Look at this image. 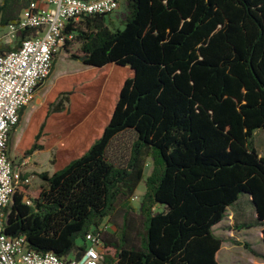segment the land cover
Segmentation results:
<instances>
[{
    "label": "trees",
    "instance_id": "obj_1",
    "mask_svg": "<svg viewBox=\"0 0 264 264\" xmlns=\"http://www.w3.org/2000/svg\"><path fill=\"white\" fill-rule=\"evenodd\" d=\"M31 1L2 0L0 28ZM125 4L122 28L112 27L111 14L66 26L74 38L63 48L77 41L80 55L72 57L89 67L73 83L100 91L114 82L117 93L107 104L98 96L74 99L73 88L56 83L18 146L21 160L45 150L59 120L54 170L38 175L36 198L26 200L28 185L15 191L4 209L5 234L24 236L38 253L69 258L83 251L88 233H100L101 264H218L223 239L214 227L247 196L256 219L236 227H262L264 243V155L254 145V133L264 130V0ZM128 130L136 139L121 167L108 149ZM147 159L152 169L145 178ZM144 179L137 217L132 199ZM117 213L116 231L99 232Z\"/></svg>",
    "mask_w": 264,
    "mask_h": 264
},
{
    "label": "built area",
    "instance_id": "obj_2",
    "mask_svg": "<svg viewBox=\"0 0 264 264\" xmlns=\"http://www.w3.org/2000/svg\"><path fill=\"white\" fill-rule=\"evenodd\" d=\"M119 1L32 0L0 36V264H101L104 249L100 233H88L83 251L69 258L38 253L28 248L24 236L5 234L4 209L15 191L30 182L22 172L27 160L14 167L8 142L20 111L49 76L58 49L73 40V33L64 32L66 26L87 15L112 14ZM25 30L35 31L36 36L22 38L20 32ZM108 229V224H102L99 232Z\"/></svg>",
    "mask_w": 264,
    "mask_h": 264
},
{
    "label": "rangeland",
    "instance_id": "obj_3",
    "mask_svg": "<svg viewBox=\"0 0 264 264\" xmlns=\"http://www.w3.org/2000/svg\"><path fill=\"white\" fill-rule=\"evenodd\" d=\"M2 0H0V3ZM122 7L119 13L113 12L112 14H118L120 19L112 24V27L121 26V21L123 15L126 12L125 0H121ZM118 10V8L116 9ZM6 33V28H0V36ZM79 46L77 41H74L69 45L68 50L60 47L57 51V56L55 59L54 70L47 78L46 82L40 89L35 93L32 101L28 104L24 110L21 121L19 122L17 128L14 130L11 138V147L9 150L11 160L14 167H18L21 163V157L24 148L19 151V142L22 139L23 133L27 128L30 118L45 107L47 97L51 90L55 87L56 83L61 80L66 89H74L75 97L86 96L88 99L99 97L103 99L104 103L107 104L108 101L112 102L117 93V84L110 82L104 86L100 91H94L93 88L86 87L84 91L78 89V85L73 83L70 79L78 74L85 73L89 71V67L83 65L80 60L73 58L72 55L79 56ZM70 79V80H69ZM87 81L85 83H88ZM89 85V84H85ZM90 97V98H89ZM87 101V100H86ZM89 101V100H88ZM75 103L72 104V109H70L69 114L75 110ZM51 138H54V142L43 151H36L26 158L27 163L22 172L26 173L29 177L30 182L28 188L26 189V200L36 198L39 195L41 187L43 185L42 180L39 178V174L43 172H48L52 174L54 170V162L56 161V154L58 147L61 145L59 139L62 138V130L59 127V120L54 123L50 128ZM136 139V135L133 131L128 130L119 135H117L111 142L108 149L109 160L117 166H125L130 154L132 143ZM57 140V141H56ZM254 145L261 154L264 155V130H257L254 133ZM18 149V150H17ZM152 169V161L147 159L145 165V178L149 175ZM145 192V179L138 186L136 193L132 199V205L136 208V216L138 217L140 203ZM122 201H119L118 208H120ZM122 222L121 215H117L109 220V226L115 232L117 225ZM103 224L107 225V220H104ZM215 234L223 239V244L218 255L219 264H264V245L261 237V227L254 226L253 228L238 229L237 227H232L229 219L225 220V224L215 228ZM79 240L78 243H81ZM248 246V249L246 248ZM113 250L109 251V254H113Z\"/></svg>",
    "mask_w": 264,
    "mask_h": 264
},
{
    "label": "crops",
    "instance_id": "obj_4",
    "mask_svg": "<svg viewBox=\"0 0 264 264\" xmlns=\"http://www.w3.org/2000/svg\"><path fill=\"white\" fill-rule=\"evenodd\" d=\"M121 3L122 2L120 0L118 10H116L115 13L120 12V9L122 7ZM118 19H120V16L118 14L117 15L111 14L109 17L110 22L114 23V24H115V22H117ZM256 216H257L256 210H255L253 203L251 202V198L244 196L235 204V206L233 208L228 209L225 219L220 224L216 225L214 227V230H215V228L221 226L222 224H225L226 219L230 220L231 225L234 228V227H236L238 225H242L244 223H253L256 219ZM258 227H260V226H258ZM251 228H253V227H251ZM242 229L247 230L249 228H241L240 230H242ZM262 229L263 228L261 227V232H262ZM214 233H215V231H214ZM260 238L262 239V233H261ZM263 245H264V243H263ZM220 250H219V252H220ZM219 252L217 254V261H218ZM218 264H219V261H218Z\"/></svg>",
    "mask_w": 264,
    "mask_h": 264
},
{
    "label": "water",
    "instance_id": "obj_5",
    "mask_svg": "<svg viewBox=\"0 0 264 264\" xmlns=\"http://www.w3.org/2000/svg\"><path fill=\"white\" fill-rule=\"evenodd\" d=\"M254 205V204H253ZM255 207V206H254ZM256 210V209H255Z\"/></svg>",
    "mask_w": 264,
    "mask_h": 264
}]
</instances>
